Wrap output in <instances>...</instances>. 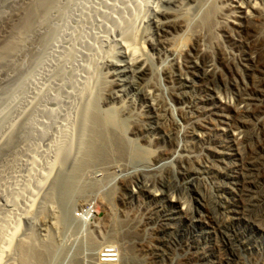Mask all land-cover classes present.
Here are the masks:
<instances>
[{
  "label": "rangeland",
  "instance_id": "374dc122",
  "mask_svg": "<svg viewBox=\"0 0 264 264\" xmlns=\"http://www.w3.org/2000/svg\"><path fill=\"white\" fill-rule=\"evenodd\" d=\"M45 1L0 0V264H20L23 239L55 243L46 264H91L108 246L115 264H182L192 236L206 257L199 264H213L207 252L217 239L195 223L177 233L183 217L166 220L174 208L165 195L177 188L195 208L220 192L242 203L254 163L264 185V113L254 99L260 85L264 92V46L239 9L254 0ZM212 10L210 27L202 26ZM166 12L190 24L166 30ZM134 42L148 75L126 53ZM210 66L215 74L206 73ZM152 89L162 112L147 98ZM87 100L131 156L114 150L99 163L81 162ZM194 173L201 179L181 187ZM89 207L94 216L82 222L76 214ZM249 227L264 261V237Z\"/></svg>",
  "mask_w": 264,
  "mask_h": 264
},
{
  "label": "bare ground",
  "instance_id": "6f19581e",
  "mask_svg": "<svg viewBox=\"0 0 264 264\" xmlns=\"http://www.w3.org/2000/svg\"><path fill=\"white\" fill-rule=\"evenodd\" d=\"M48 1L49 0H46L45 2H48ZM239 9L241 12L240 14H242V18L250 19L255 24V29H254L255 34L252 36V37H254V41L256 43L258 41H263V46H264V6L259 1L254 0L248 6L239 5ZM32 11L35 13L34 9H32ZM169 12H171V11H169ZM159 14H161V13H159ZM213 15H214V10L208 12L206 18L204 17L205 19L201 25L205 26V27H208V26L210 27L211 23L213 22L212 21ZM158 17H160V16H158ZM156 18H157V16H156ZM189 21H188L186 16L180 17L178 15L177 16L174 15V13L171 14V13L166 12L163 14V18L160 20V25L165 27L166 30H168L169 28L182 30V29H185V27L190 24V23H188ZM166 34H167V32H166ZM135 40L136 39H134V41ZM138 47L139 46L136 44V42H134L132 44H128L126 46V53L130 57L129 60H131L133 66L136 67L138 72H140L143 75H148V71L150 69L149 65H148L147 61H145V59H143L142 54H140L141 51H139ZM263 52H264V49H263ZM253 57L255 58V56H253ZM175 61H177V60H175ZM216 72H217V70L215 67L210 66V68L206 69V73H208V74H211V73L215 74ZM262 76H264V73L260 72L259 76H258V81H260L259 79ZM139 82L141 83V81H139ZM147 85H148V83H147ZM261 86L262 85H260V89H257V91H256V96H257V93L260 91V94L258 93L260 95V97H258L259 96L258 95L257 98H254V99H255L256 105L260 108V112H262L261 114H263L264 113V110H263L264 109V92L262 91ZM154 91H156V90L148 91L146 94L147 98L150 100V104H151L152 108H154L157 111L160 110V112H162V110H161L162 106L161 105H165V103L160 102L159 99L157 100L156 96L158 97L159 94L155 95ZM89 99H90V97H89ZM161 100H163V99H161ZM88 102H90V103H88ZM88 102H87L88 105L86 103L87 106H86V108H84V118H83L84 124H83V132H82L83 137L81 136L82 140H81L80 146H79V150L81 151V153L84 156V157L82 156L83 158H82L81 162L86 163L87 165H89L88 163L92 164L93 162L99 163L102 159H104L105 157H108L110 155V153L114 150L119 151L120 153H122V155H126V156L130 155L131 156V154H133L134 152L130 146H128L124 143V141L121 142L120 139H116L115 137H114L115 139L109 138L108 135H110V134H108V135L106 134V132L108 131V128L104 127L106 125L103 122V119H105L106 117L102 119V117L99 116L98 114H96V112H95L96 110L94 109L95 108L94 105H96V104L93 105L92 100L88 101ZM93 103H96V102H93ZM92 106H94V108ZM244 107L245 106L236 107L239 110V114H242L241 111L244 110ZM108 109H110V108H108ZM111 110H112V108H111ZM182 110L180 112H184ZM117 111H118V109H117ZM106 112L109 113L108 110H106ZM186 112H188V111H186ZM186 112H184V113L186 114ZM103 113H104V111H103ZM110 113H114V112L110 111ZM261 114H260V116H261ZM108 118L109 117L107 116V119ZM168 118H170V117L167 116V119ZM111 120H112V118H111ZM168 121H169V119H168ZM114 122H115V120H114ZM166 123H167V121H166ZM166 126H168V125L165 124L164 127H166ZM258 126H259V129L260 128L263 129V127H264V116L259 117ZM110 130H111V128H110ZM122 130H120V131H122ZM238 130L234 131V139L238 143H240V140L242 139L243 135H242V132L241 131L239 132ZM163 131H164V133L167 132L165 129H163ZM116 135H118V134H116ZM62 150L64 151V148H62ZM64 154H67V151L66 152L64 151ZM132 156L134 157V155H132ZM57 160H59V159H57ZM194 161H195V159H194ZM55 163L57 164V161H55ZM254 164L256 165V163H254ZM255 165L253 166V168L251 170H249L248 174H246V176H244V179H243L245 181V183L246 182L248 183L247 185H249V189L246 190V187H242V186L239 189V192H238L239 196L241 195L242 192H245L244 197L242 195V199H243L242 203L226 202L224 197L221 195V192L220 193L217 192L218 193L217 196L216 195L213 196L212 194L211 195L210 194L204 195L203 200L198 202L196 205V208H195V206L190 205L189 202H187V200H184L180 196L177 188H175L173 190L170 187L171 190H169L168 193L166 192L167 193L166 195L164 194L166 198L168 197V200L170 201L169 203H171V205L174 208V210L165 213L166 214L165 215L166 220L168 222L170 221V223H172V216L174 217V213H176V212H178L179 215H181L183 217V221L181 222V225L177 229H175V231L177 233L182 232L181 230L183 229V227L185 229V227H187L189 223H195L199 227H201L202 229L208 230V233H210L211 236H213L217 239V245H216L217 247L215 248V250H210L207 252V253H210V257L213 259V261H211V262H213V264H264V261L261 260L260 257L256 253L257 242H258L256 237L249 232L246 233L247 229H245L246 225L248 224L251 227V230H253V233H256L258 236L264 237V187H263L264 185L263 184L260 185L261 167H258V165H256V166ZM78 169L80 171L77 170V168L74 170V171H76V172H74L75 175H79V172H81L83 170V168H81V164H80V167ZM208 169H209V166H208ZM200 179L201 178H199V176L194 173L191 176V178L186 180L184 183H182L183 182L182 181L181 184L180 183L179 184L181 187H183V186L185 187V185L193 184ZM68 184H70V183L62 184V189H66V191H70L68 189V186H69ZM72 184H74V183H72ZM72 184L70 185V187L72 186ZM144 184H145V182H144ZM143 187H146V186H142L141 188H143ZM150 190H151L150 191L151 195L153 197H159V195H160L159 191H157L154 188L153 189L151 188ZM236 190H238V189H236ZM51 195H52V193H51ZM224 202H226V203H224ZM88 205H90V204H88ZM233 211H236L237 215H233V213H232ZM94 213H95L94 210L89 207V208L82 209V211L76 215H77V218H79L82 222H86L94 216ZM80 215H81V217H78ZM114 223H115L114 228H115L116 233H117L115 237H118L119 224L116 222H114ZM163 224H165V223H163ZM18 228H19V226H18ZM131 237H134V236H131ZM189 239L190 240L185 244V247H183V249H184L183 251H185V255H184L185 259L182 262V264H199L200 260H204V258H206V257H203V255L200 254L201 246H200V243L198 242V240L193 238V236H192V238H189ZM7 244H9V243H7ZM246 245H248L249 252L243 253V250H244ZM56 247L57 246L55 245V243L52 240H49L48 242H44V243H38L34 240H26V239L20 240V244L18 246V248H19L18 252L21 253V257L19 256L21 258L20 259L21 262H19V263L20 264H46L48 261L51 260V258H52L51 256L54 254ZM205 248L206 247H204V249ZM119 249L121 250L120 246H119ZM114 251H116V249ZM125 252H126V250H125ZM168 252L170 253L169 255H171L170 250ZM204 255H206V253ZM117 256H118V254H117ZM171 257L172 256H170V258ZM117 260H118V258H117Z\"/></svg>",
  "mask_w": 264,
  "mask_h": 264
},
{
  "label": "built area",
  "instance_id": "2783aa9c",
  "mask_svg": "<svg viewBox=\"0 0 264 264\" xmlns=\"http://www.w3.org/2000/svg\"><path fill=\"white\" fill-rule=\"evenodd\" d=\"M113 247H105V251H102L101 255L97 260H92L91 264H115L118 260L116 251L112 249Z\"/></svg>",
  "mask_w": 264,
  "mask_h": 264
}]
</instances>
